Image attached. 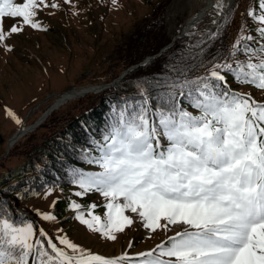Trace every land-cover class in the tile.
Wrapping results in <instances>:
<instances>
[{"label": "snow or ice", "instance_id": "1", "mask_svg": "<svg viewBox=\"0 0 264 264\" xmlns=\"http://www.w3.org/2000/svg\"><path fill=\"white\" fill-rule=\"evenodd\" d=\"M41 5L44 0H0V42L23 30L14 25L6 32L5 18L40 29L35 17ZM247 14L261 25L256 31L264 40V0ZM254 40L242 31L229 54H244L247 61L215 63L204 76L171 84L165 78L154 85L170 91L150 96L144 83H137L142 99L113 105L103 142L93 140L99 155L85 157L101 171H73L82 189L77 196L95 191L109 201L104 221L93 212L86 219L82 206L72 203L76 219L91 231L115 240L114 233L133 223L129 211L152 231L178 224L183 231L136 257L107 258L58 237L69 252L43 229L40 236L47 240L36 239L34 225L13 220L0 202V264H29L33 251L32 264H264V103L232 91L223 74L264 90V44L252 48L247 42ZM178 96L200 114L181 107ZM43 219L56 217L45 213Z\"/></svg>", "mask_w": 264, "mask_h": 264}, {"label": "rangeland", "instance_id": "2", "mask_svg": "<svg viewBox=\"0 0 264 264\" xmlns=\"http://www.w3.org/2000/svg\"><path fill=\"white\" fill-rule=\"evenodd\" d=\"M255 1L258 0H235V10L231 11L232 5L224 15L219 13L221 9L217 5H212L201 21L181 37L178 35L185 23L208 6L205 0H117L116 4L112 0H44L47 6L41 5L35 17L42 26L40 29L23 25L20 18H5L6 32L14 25L22 26L23 30L0 42V158L7 156L14 147L7 153L8 139L17 128L37 121L59 95L72 89L76 91L92 85H104L116 72H121L120 77L130 66L126 68L125 55H119L118 47L125 44L130 36L136 38L139 55L159 49L156 57L161 56L162 50L175 39L188 40L192 32L205 35L210 31L212 35L209 39H212L224 27L227 28V42L228 33L232 47L243 31L245 36L255 38L254 48H259L264 44L256 31L261 25L247 14L250 9H257ZM223 3L224 0H219L218 5ZM52 4L59 7H51ZM159 8L162 11L158 14ZM227 20L230 21L228 26ZM138 30L141 34L139 38L134 35ZM234 58L230 56L218 63L242 61ZM236 89L250 94L255 100L264 101V90L249 85H240ZM94 93L81 97V100L68 101L57 110L56 115L77 113L82 105L94 99ZM8 109L21 120L20 124L7 115ZM34 131L37 140H40L50 132V128L40 126ZM21 161V157L12 156L5 166H16ZM3 169L1 166L0 172ZM63 198L61 189H49L28 202V206L39 215L40 230H48L55 239L53 242L62 248L65 246L59 244L58 237H67L91 253L107 258L125 253L136 257L139 253L155 249L159 243L165 244L169 237L185 227L169 225L167 229L161 227L152 231L144 227L138 214L129 211L125 214L132 218L133 223L124 231L114 233L116 239L111 240L91 231L77 219L72 222L43 219L45 213L53 215L54 208ZM76 201L89 209L87 213L93 212L101 216L102 221L106 220L105 205L109 201L100 193L88 192L76 197ZM92 204L97 205L95 210L90 208ZM90 218V215L86 216V219ZM165 223L161 220V225Z\"/></svg>", "mask_w": 264, "mask_h": 264}, {"label": "trees", "instance_id": "3", "mask_svg": "<svg viewBox=\"0 0 264 264\" xmlns=\"http://www.w3.org/2000/svg\"><path fill=\"white\" fill-rule=\"evenodd\" d=\"M255 5L258 10V1H255ZM235 7L233 5L232 12ZM161 11L160 9L156 13L159 14ZM229 24L230 21L227 20L226 26ZM140 30L134 34L138 38L141 37ZM226 30L227 28L224 27L212 39H209L212 35L211 31L205 35H196L192 32L188 40L177 39L172 46L162 52L161 56L150 59L146 64L130 70L122 80L100 92H95L94 99L82 105L77 113L58 116L56 115L58 109L54 110L40 125H47L50 128V132L40 140H37L35 131H32L17 141L10 149L9 154L0 158V167H4L0 172V202L4 204L5 210L11 218L17 222H31L36 229V239L46 241L47 237L40 236L39 215L28 206V202L40 197L49 189H61L64 192V198L53 210V215L57 220L72 222L76 219L77 210L71 206L73 202L82 206L79 211L84 212L86 218L89 209L76 201V197H78L76 193L82 189L74 183L73 171H101L98 165L87 163L85 157L99 155L93 140L103 142V135L113 115V105H119L125 100L135 102L142 99L137 83H144V87L149 90V95L154 96L158 91L171 90L154 87L157 83L163 84L165 78H168V83L171 84L185 78L195 79L198 76L206 75L215 63L226 61L230 57L229 54L233 47L228 33L227 42ZM170 40L171 38L168 41ZM247 43L252 48L256 47L255 41ZM138 49L136 38L133 36L128 37V41L118 47L119 55H125L126 68L140 63L147 56L154 55L159 50L152 49L148 50L145 55H139ZM244 58L247 56L237 54L234 59L243 61ZM235 62H233L234 66ZM120 73L112 74L106 83L116 79ZM223 74L227 76L231 90L242 93L236 87L247 84H239L232 75ZM78 98L77 100H81V97ZM177 99L181 107L194 115L200 114L197 109L190 106L187 99L180 96ZM257 101L264 103V101ZM152 104L155 108L156 101L154 99ZM12 156L21 157L22 161L16 166H5V162ZM93 192L95 191L89 193ZM26 212L32 214L35 219L29 218ZM47 233L55 241L48 230ZM163 259L169 258L164 257ZM33 260H35V251L30 257L29 264H32Z\"/></svg>", "mask_w": 264, "mask_h": 264}, {"label": "water", "instance_id": "4", "mask_svg": "<svg viewBox=\"0 0 264 264\" xmlns=\"http://www.w3.org/2000/svg\"><path fill=\"white\" fill-rule=\"evenodd\" d=\"M216 2H219V0H216ZM214 2V3H216ZM213 2L208 3V6H205L204 9L202 8V10H200V12L194 17V20H192V26H191V20L187 21L185 23V25L183 26L182 28V31L181 33L178 35V37H181L183 36L185 33H187V30H188V27L191 26V27H194L195 23L196 22H199L204 16L205 14L207 13V9L209 7H212V5H214ZM194 21V22H193ZM176 40V39H175ZM175 40L170 43L168 46H166L165 48L167 47H170L173 45V43L175 42ZM164 48V49H165ZM163 49V50H164ZM162 50V51H163ZM158 56V54H155V55H150V56H147L142 62L138 63V64H134L132 66H130L129 68H127L120 77L116 78L115 80H113L112 82L110 83H106L104 85H92L91 87H85L84 89H81L80 91H72L71 93L72 94H69V95H66L65 98L63 99H58L57 101L53 102L51 104V106L45 110L41 117L35 121L34 123L32 124H29V125H26V124H22L15 132L14 134H12V136L8 139V145H7V153L9 152V149L11 147H13V145L19 141L22 137H24L26 134L36 130L45 120L46 118L56 109H58L60 106H62L64 103H66L67 101L69 100H72V99H75L77 97H81V96H84L86 94H89V93H93V92H100L102 91L103 89L113 85L114 83L120 81L130 70L140 66V65H144L146 64L150 59L154 58ZM29 215V214H28ZM29 217H33V216H29ZM49 237V236H48Z\"/></svg>", "mask_w": 264, "mask_h": 264}, {"label": "bare ground", "instance_id": "5", "mask_svg": "<svg viewBox=\"0 0 264 264\" xmlns=\"http://www.w3.org/2000/svg\"><path fill=\"white\" fill-rule=\"evenodd\" d=\"M211 2H216V0H205V3H210L211 4ZM221 2H222V0H221ZM234 2H235V0H224V3L221 5V6H219L218 5V2H216V3H214V5H217L218 7H219V9H221V10H219V13H221V14H225L224 12H226V11H228L229 10V7H231L232 8V5H234ZM205 7V6H204ZM204 7H203V9H204ZM214 9V8H213ZM196 15H194L190 20H191V26H192V20H194V17H195ZM189 20V21H190ZM194 22V21H193ZM191 26H189L188 27V30H187V32L192 28ZM174 44V43H173ZM90 87V86H89ZM82 89V88H81ZM81 89H77L76 91H80ZM71 90V89H70ZM72 91H74L73 89H72ZM72 91H68V92H66V93H63V94H61V95H59L58 96V99H63V98H65V96L66 95H69V94H72L71 92ZM57 99V100H58ZM56 100V101H57ZM73 100V99H72ZM14 134V133H13Z\"/></svg>", "mask_w": 264, "mask_h": 264}]
</instances>
